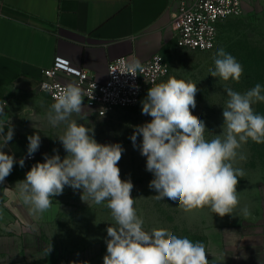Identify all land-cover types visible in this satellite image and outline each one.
I'll use <instances>...</instances> for the list:
<instances>
[{"label": "clouds", "instance_id": "1", "mask_svg": "<svg viewBox=\"0 0 264 264\" xmlns=\"http://www.w3.org/2000/svg\"><path fill=\"white\" fill-rule=\"evenodd\" d=\"M213 60L209 75L240 81L243 67L233 55L220 48ZM121 63L125 64L124 73L132 76L144 71L138 59ZM197 91L194 82L175 77L153 83L141 101L142 114L151 120L132 126L129 139L146 157V171L153 175L148 186L156 192L157 200L178 202L185 212L207 207L222 218L234 215L240 204L237 185L245 172L235 165L247 159L241 149L249 140L264 144V115L253 107L264 102V87L257 83L244 93L225 88L228 99L222 112V130L210 140L205 136V122L191 111L196 107ZM84 99L83 89L74 82L55 93L47 120L54 127L65 125L57 138L66 155L61 158L56 149L54 155L45 153L43 162L35 163L25 179L16 182L23 204L30 213L42 215L66 186L81 190L83 201L85 195L97 205L106 201L115 223L106 229L103 264H209L204 243L178 237L165 228L144 229L131 195L134 185L130 179H121L118 163L125 151L122 144L98 143L92 128L72 119L82 112ZM6 108L4 101L0 103V183L17 163L4 151L14 137L10 119H2L7 115ZM138 136L142 137L139 145ZM27 139L31 157L39 150L41 137L37 132ZM24 164L21 158L19 165ZM240 214L250 216L248 206L241 208Z\"/></svg>", "mask_w": 264, "mask_h": 264}, {"label": "rangeland", "instance_id": "2", "mask_svg": "<svg viewBox=\"0 0 264 264\" xmlns=\"http://www.w3.org/2000/svg\"><path fill=\"white\" fill-rule=\"evenodd\" d=\"M220 48L242 65L239 82L209 75ZM169 63L170 72L161 82L175 77L197 85L196 107L191 111L205 122L206 139H212L222 130L228 99L224 89L244 93L257 83L264 87V0H247L242 15L224 21L213 50L179 48ZM147 91L136 106L118 108L96 119L92 128L98 143H120L125 149L118 167L121 179H130L134 185L131 195L144 229L165 228L178 237L204 243L209 264H264V144L249 140L241 149L247 159L235 165L245 175L237 185L240 204L234 215L221 218L207 207L185 212L178 202L157 200L148 186L153 175L146 171V157L129 139L132 126L151 120L141 110ZM253 107L264 115V102ZM141 140L138 136L137 145ZM58 152L61 158L66 155L62 147ZM81 195V190L66 186L62 195L53 197L47 212L32 214L15 185L0 183V264H103L106 229L115 222L106 201L97 205L86 195L83 201ZM244 206L251 212L247 218L240 214Z\"/></svg>", "mask_w": 264, "mask_h": 264}, {"label": "crops", "instance_id": "3", "mask_svg": "<svg viewBox=\"0 0 264 264\" xmlns=\"http://www.w3.org/2000/svg\"><path fill=\"white\" fill-rule=\"evenodd\" d=\"M178 29L174 0H0V97L7 103L2 119L14 126L4 151L17 161L4 183L16 185L45 153L63 148L57 137L65 125L49 124L53 101L40 90L43 70L56 57L106 82L109 63L119 57L142 63L162 54L169 61L179 49ZM98 118L86 105L72 117L89 128ZM37 132L41 145L29 160L27 137Z\"/></svg>", "mask_w": 264, "mask_h": 264}, {"label": "built area", "instance_id": "4", "mask_svg": "<svg viewBox=\"0 0 264 264\" xmlns=\"http://www.w3.org/2000/svg\"><path fill=\"white\" fill-rule=\"evenodd\" d=\"M247 0H174L179 29V48L195 51H211L219 38L221 24L244 12ZM131 57L122 56L108 66L106 82L97 81L85 69L73 67L69 61L56 57L50 68L43 70L40 90L53 101L55 93L68 83H77L85 94L84 105L98 117H107L118 108L136 106L142 95L153 83H160L170 72V63L162 54L142 62L144 69L136 76L124 73L125 64ZM6 103L0 97V103ZM7 104V103H6ZM6 111V109H5ZM35 155L28 157L34 159Z\"/></svg>", "mask_w": 264, "mask_h": 264}]
</instances>
